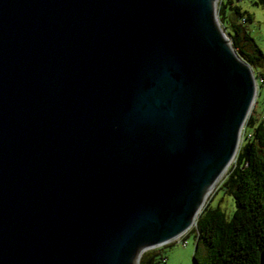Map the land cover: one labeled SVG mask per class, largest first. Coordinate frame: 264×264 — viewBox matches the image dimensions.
<instances>
[{"label": "water", "instance_id": "obj_1", "mask_svg": "<svg viewBox=\"0 0 264 264\" xmlns=\"http://www.w3.org/2000/svg\"><path fill=\"white\" fill-rule=\"evenodd\" d=\"M216 1L0 0V264H139L190 226L256 82Z\"/></svg>", "mask_w": 264, "mask_h": 264}, {"label": "trees", "instance_id": "obj_2", "mask_svg": "<svg viewBox=\"0 0 264 264\" xmlns=\"http://www.w3.org/2000/svg\"><path fill=\"white\" fill-rule=\"evenodd\" d=\"M218 15L236 54L251 66L261 90L264 51L244 27L249 18L234 0H221ZM246 128L251 130L244 134L234 163L217 189L232 197L234 211L227 220L219 208L204 207L192 230L195 264H258L264 252V118L256 121L250 116ZM160 250L143 253L139 264H155Z\"/></svg>", "mask_w": 264, "mask_h": 264}, {"label": "rangeland", "instance_id": "obj_3", "mask_svg": "<svg viewBox=\"0 0 264 264\" xmlns=\"http://www.w3.org/2000/svg\"><path fill=\"white\" fill-rule=\"evenodd\" d=\"M220 1L221 0H218L216 3V15L217 20L222 27V22L219 20L218 15ZM256 1L258 0H234V4L237 5L240 11L249 18L244 27L248 34L255 41L256 45L262 51H264V4H255ZM253 115L256 121L264 118V88L260 90V87H258V85L256 90L255 104L250 116L252 117ZM250 130L251 129H247L245 126L241 133L240 143H242L243 141L244 134L249 133ZM233 163L234 161L232 162V164ZM219 186L210 195L206 202V205L209 204V208L211 209L219 208L225 214V217L228 220L231 218L234 211V202L232 197L224 192V189L217 190ZM195 227L196 226H194L190 231L184 234L180 239L168 243L164 246L151 249H161L160 254L157 256L155 264H195L193 259V252L195 249L196 239L194 237V234H192V230L195 229Z\"/></svg>", "mask_w": 264, "mask_h": 264}, {"label": "bare ground", "instance_id": "obj_4", "mask_svg": "<svg viewBox=\"0 0 264 264\" xmlns=\"http://www.w3.org/2000/svg\"><path fill=\"white\" fill-rule=\"evenodd\" d=\"M217 1H218V0H217ZM217 1L215 2V5H216ZM256 90H257V82L254 83V97H253V102H252V104H251L250 109L248 110L247 115H246V118H245L244 124H243V126H242V130L245 128V126H246V124H247V122H248V120H249V117H250V115H251V113H252L253 106H254V104H255ZM242 130H241V133H242ZM240 142H241V138H240ZM240 142H239V145H238L237 151H236V153H235V155H234V158H235V156H236V154H237V152H238V150H239V147H240V144H241ZM234 158L231 160V162L229 163L227 169L224 171V173L220 176V178H219V179L217 180V182L214 184V186L212 187V189L209 191V193H208V194L205 196V198L203 199L202 204H201L199 210L197 211L196 215L194 216V218H193V220H192L190 226H189V227H188V228H187V229H186V230H185L180 236H178V237L175 238L174 240L169 241V242H167V243H171V242H173V241H175V240L180 239L184 234H186L188 231H190V230L192 229V227L194 226V224H195L196 220L198 219L199 215H200L201 212L203 211V209H204V207H205V205H206V202H207L208 198H209L210 195L214 192V190L219 186V184L225 179V177H226V175H227V173H228V170H229V168H230V165H231L232 162L234 161Z\"/></svg>", "mask_w": 264, "mask_h": 264}]
</instances>
